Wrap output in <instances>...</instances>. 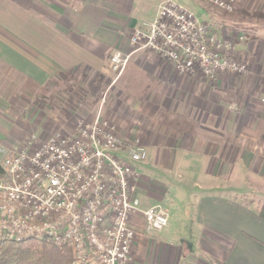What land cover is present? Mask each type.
Wrapping results in <instances>:
<instances>
[{"label":"crops","instance_id":"0c3cea01","mask_svg":"<svg viewBox=\"0 0 264 264\" xmlns=\"http://www.w3.org/2000/svg\"><path fill=\"white\" fill-rule=\"evenodd\" d=\"M56 2L53 0L54 5ZM67 2L73 8L69 18L54 20L53 29L48 31L39 18L43 36L32 45L25 38L11 40L0 34V63L6 77L21 75L23 88L29 80L35 88H51L59 94L53 96L58 101L55 110L45 111L40 102L38 108L33 107L36 94L23 92V129L70 133L72 127H66V123L81 116L79 112L87 120H95L99 109L101 116L115 122L121 133L139 135L147 150L143 138L156 134L145 128L129 127L126 122H157L165 114L168 129L183 132L176 122L201 119L202 124L197 127L200 130L193 134L186 131L189 140L172 134L163 164L171 171L178 169L194 176L195 180L184 191L193 192L191 195L181 196L185 181L161 185L141 174L138 167L148 166L151 149L145 163H134L141 174L142 209L167 201L169 226L180 232L172 241L151 239L143 222L137 221V259L141 264H264V220L259 216L262 205L245 202L231 185H224L221 180L227 163L231 164V171L225 178L233 179L238 159L235 138L232 141V136L237 135L236 110L233 102L222 97L223 83L215 88L200 79L182 76L154 52L132 45V32L153 24L160 5L149 10L137 7L134 0ZM15 4L31 13L25 0H12L11 6L16 7ZM7 7L0 5L4 11ZM115 53L129 57L117 81L110 60ZM67 91L76 99L72 101L70 97L68 101ZM85 96L97 99L95 111L85 108L89 104ZM194 112L199 114L197 118L192 117ZM222 122L229 124L224 132L220 130ZM257 132L264 135V126ZM2 136L0 142L8 144ZM223 138L227 141H222ZM187 243L192 250L186 245L185 252Z\"/></svg>","mask_w":264,"mask_h":264},{"label":"built area","instance_id":"2783aa9c","mask_svg":"<svg viewBox=\"0 0 264 264\" xmlns=\"http://www.w3.org/2000/svg\"><path fill=\"white\" fill-rule=\"evenodd\" d=\"M206 1L234 10L235 0ZM131 43L212 87L248 69L232 56L233 43L173 1L160 5L153 24L135 29ZM110 60L120 75L129 57L115 53ZM145 154L140 140L127 143L100 116L46 141L33 134L17 147L0 143V241L47 240L70 249L71 264H141L137 221L148 234L170 224L163 205L142 209L134 163Z\"/></svg>","mask_w":264,"mask_h":264},{"label":"rangeland","instance_id":"374dc122","mask_svg":"<svg viewBox=\"0 0 264 264\" xmlns=\"http://www.w3.org/2000/svg\"><path fill=\"white\" fill-rule=\"evenodd\" d=\"M11 1L0 0V5H8V10L6 9L4 11L0 9V34H4V37H10L11 40L20 39L21 41V38H25L24 40L29 45L41 40L43 36V26L39 18L45 23L44 28L48 31L53 29L54 20L69 18L73 11V8H70L68 5V0H57L56 5L53 4V0H25L32 9L31 13L27 8L24 7L25 9L22 10L16 4V7H12ZM169 1L178 3L193 12L201 21L211 24L212 27L217 29L223 40L235 45V52L232 55L234 59L247 62V73L243 75H225L222 79V97L233 102V109L236 110L235 117H237V122L235 123L237 135L232 136V141L235 138L236 146L234 150L238 159L233 179L228 181L229 178H225L228 177L231 171V164L227 163L226 165L228 166L222 171L223 176L221 180L224 185L227 183L231 185L232 189L245 202L255 204L256 206L262 205L263 207L264 164L262 162H264V135H261L262 133L260 135L257 134V131L260 130V127L264 126L262 125V121L264 120V16L259 15H264V0H235L233 11L215 7L206 0H134L137 7H146L149 10H154L157 6ZM2 65L0 63V96H2L0 98V136L3 135L2 137L9 142L6 145H14L17 147L33 134L41 137L43 141L48 140L56 134H69L63 131H50L45 133L27 132L23 129L22 119L25 116L22 105V93L30 91L31 94H36L37 96L34 100L33 107L38 108L37 104L40 102L44 104L43 108L45 107V111L55 110L58 106V101L55 102L56 99H54L58 93L51 88L43 90L35 88L33 85L25 84L23 88V76L14 74L6 77L7 75H5L4 66ZM111 70L116 75L114 80L117 81L118 73L115 72L112 66ZM220 86L215 88H219ZM65 95L68 97V101L70 97H72V101L76 99L68 91ZM83 98L89 102L88 106H85L86 109L90 108V112L97 109V99L89 100L87 96ZM79 113L81 116L75 117L76 119L74 118L71 122L66 123V127H72L70 133L74 132L76 125L80 121L84 122V124H91L95 121L93 119L87 120L88 118L86 119L82 112ZM97 113L99 114L98 116L103 118L99 113V109ZM195 114L196 112L193 113L192 117L195 116L197 118L199 114ZM8 117L10 118L9 120H7ZM166 118L167 116L163 114L157 122H135L131 120L128 123L126 122L129 127L145 128L156 134L149 139L143 138L147 143L148 149L146 150V154L140 160H137L136 163L139 164V161H141V164L145 163L148 159L149 149H151V161L148 166L146 168L138 167L141 174L147 177L150 176L153 181L161 185H169L171 182L175 184L177 183L176 181H185L181 196L191 195L193 192L189 194L184 191L191 186L190 182L195 180L194 176L187 173V171H179L178 169L171 171L170 168H165L163 164L166 162L167 144L173 138L172 136H179L180 139L182 137L184 140H189L186 131H190L192 134L195 131L197 132V130H200L197 127L202 122L201 119L200 121L198 119L185 120L184 122L179 121L176 123L183 129V132L177 130L172 132L167 127L169 122H167ZM105 121L115 126L119 136L127 143H131L136 139L139 140V135H125L120 132L115 122ZM222 124L220 130L224 132V130H227L229 124L227 125L225 122H222ZM59 125H61V122ZM168 133L171 134L168 135ZM222 141L225 142L227 139L223 138ZM179 202H181L180 199ZM162 205L166 208L167 201ZM177 230L179 229L169 226L163 231L152 233L150 237L151 239L172 241L180 233ZM189 240H194V238L189 237ZM186 245H184L185 252L187 251Z\"/></svg>","mask_w":264,"mask_h":264},{"label":"trees","instance_id":"16d2710c","mask_svg":"<svg viewBox=\"0 0 264 264\" xmlns=\"http://www.w3.org/2000/svg\"><path fill=\"white\" fill-rule=\"evenodd\" d=\"M25 84L31 82L27 80ZM4 178L5 173L0 167V182ZM259 216L264 220V205ZM71 260L70 249L57 247L47 240L0 241V264H71Z\"/></svg>","mask_w":264,"mask_h":264},{"label":"water","instance_id":"95a60500","mask_svg":"<svg viewBox=\"0 0 264 264\" xmlns=\"http://www.w3.org/2000/svg\"><path fill=\"white\" fill-rule=\"evenodd\" d=\"M190 250H192V245L190 243H187Z\"/></svg>","mask_w":264,"mask_h":264}]
</instances>
